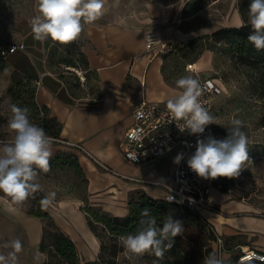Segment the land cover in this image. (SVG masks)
<instances>
[{"label": "crops", "instance_id": "obj_1", "mask_svg": "<svg viewBox=\"0 0 264 264\" xmlns=\"http://www.w3.org/2000/svg\"><path fill=\"white\" fill-rule=\"evenodd\" d=\"M122 1L107 0L109 11L93 23H85L80 37L65 45V49L75 48L82 55L81 64L74 59V63L66 62L67 57L61 63L54 61L53 42L34 39L30 20L37 14L35 0L25 7L29 10L24 13L28 18L15 41L9 44L0 41L4 47L24 44L23 49L0 60V91L25 80L35 85L36 103L46 107L48 116L61 123L59 138L64 142L52 140V156L59 152L75 155L87 180L89 204L113 216H126L130 202L139 195L162 199V188L150 182L170 181L167 160L135 165L120 155L118 144L132 123L134 105L141 98L167 101L179 91L175 84L178 78L189 75V71L208 70L212 59L208 50L198 58L193 57L191 46L177 50L183 41L193 38V31L181 30L180 11L174 5L144 0L137 6L122 7ZM148 33L170 47L164 52L159 47L146 50ZM194 63L199 64L198 68L193 67ZM8 135H13L8 125L0 123V136ZM222 180L229 185L231 178H218L215 184L221 189ZM213 192L212 200L220 207L216 205L217 212L204 211L202 215L228 244L222 256L235 258L237 247L248 245L238 240L243 235H249L252 246L264 251V218L254 213L256 208L247 202L228 201L222 192ZM0 200L24 224L30 243L38 246L42 221L27 215L1 195ZM53 203L47 212L55 224L73 241L79 256L85 257L83 261L95 260L100 241L79 209L80 200L65 198ZM232 238L233 243H227Z\"/></svg>", "mask_w": 264, "mask_h": 264}, {"label": "rangeland", "instance_id": "obj_2", "mask_svg": "<svg viewBox=\"0 0 264 264\" xmlns=\"http://www.w3.org/2000/svg\"><path fill=\"white\" fill-rule=\"evenodd\" d=\"M164 4H171L180 11L178 21H180L181 30L193 31V38L188 42L183 41L177 48L182 50L185 46H191L198 58L206 50L212 54L211 66L208 70L199 72L189 71V75L194 78H215L221 82V93L214 97L215 110L213 116L216 118L214 125V134L216 139H224L227 136L226 126L228 121L233 118H240L244 121L245 127L242 129L248 138V156L249 160L245 162L237 180L239 188L234 186L230 195L226 188L229 187L228 181L222 180V189L213 179L211 198L213 191L222 192L228 201H240L238 195L244 192L250 196L247 203L252 204L256 209L253 210L258 217L264 218V97L261 89L262 76L256 75L253 68L244 64V59L239 57L228 49L227 44L213 36L214 32L223 28L237 27L233 22V16L236 14L239 20L247 18L248 6L250 0H159ZM144 0H123L122 7L137 6ZM30 4V0H0V41L4 44L14 42L20 33V28L27 16L25 12L29 10L25 7ZM22 8L19 9V6ZM239 21V22H240ZM53 60L56 61L65 57V45L54 44L51 46ZM70 52L72 58L81 64L80 55L76 51ZM52 54V53H51ZM68 54V53H67ZM66 54V55H67ZM78 58L79 61H78ZM56 65V62L54 63ZM16 104L7 91H0V121L8 125L11 116V105ZM17 105V104H16ZM170 167V166H169ZM164 168V166L162 167ZM171 168V167H170ZM226 179V178H225ZM228 180V179H227ZM231 182V181H230ZM38 183L41 190L37 195L45 196L49 192H55V201L73 198L80 200L79 209L83 212L85 204H89L87 193V180L79 167L71 166L62 169L50 168L47 173L40 172ZM0 195L6 198L13 206L19 208L27 214V208L31 206L33 199L29 196L23 202H17L7 193L0 191ZM2 202V200H0ZM0 202V254L7 255L11 248H5L4 245L12 240L19 239L22 242V251L18 253V264H45L46 254L38 250V246L30 243L29 236L25 226L14 214L12 210H6ZM215 205L220 207L213 201ZM4 203V202H3ZM235 203V202H234ZM245 203V202H244ZM5 204V203H4ZM52 205H55L52 203ZM45 207V211L47 208ZM96 208L97 207L94 206ZM14 209V208H12ZM110 214V213H109ZM28 215V214H27ZM111 215V214H110ZM190 218H184V231L182 234L185 242V251H180V256L176 253L179 248L172 247L165 252L163 259H158L154 254L145 253L143 255L125 254L124 248L118 244V252L115 259L116 264H202L205 257V247L207 243L211 245L208 238V230L202 223L190 221ZM96 232L103 236L105 243H109L105 231L99 225H94ZM249 235H243L238 238L243 244L252 246L248 240ZM253 239V238H252ZM100 241V240H99ZM227 243H233V238ZM228 245V244H226ZM228 247V246H227ZM198 249L193 258L191 249ZM199 251L203 256H199ZM171 253H174L172 255ZM39 259H37V255ZM81 258V257H80ZM96 258V257H95ZM85 260V257L81 258ZM264 264V263H262Z\"/></svg>", "mask_w": 264, "mask_h": 264}, {"label": "clouds", "instance_id": "obj_3", "mask_svg": "<svg viewBox=\"0 0 264 264\" xmlns=\"http://www.w3.org/2000/svg\"><path fill=\"white\" fill-rule=\"evenodd\" d=\"M35 6L37 14L30 20L34 39L41 43L51 40L53 44L60 45L76 41L85 23L99 20L109 11L107 0H35ZM246 26L251 29L247 41L256 51H264V0H250L247 21L241 20L237 25L238 28ZM175 84L179 91L167 100L172 120L180 132L187 130L189 135L203 134L208 125L216 124V118L200 102L207 85L192 75L181 76ZM29 111L26 107L12 104L8 128L13 137L0 140V191L17 202H23L41 190L38 176L40 172L50 171L52 156V138L31 121ZM223 127L227 130L226 138L216 139L209 135L196 141L195 153L187 165L200 178L238 177L249 160V141L242 130L244 121L233 117ZM182 158V154H178L174 163L178 164ZM55 196V192L47 193L40 204L45 207L52 205ZM140 216L137 232L119 236L118 243L126 255L149 253L163 259L165 252L173 247L175 237L183 234V222L169 215L158 225L149 208L142 209ZM4 247L12 251L7 255L0 254V264H18L22 242L12 240ZM202 264H226V259L213 252L203 258Z\"/></svg>", "mask_w": 264, "mask_h": 264}, {"label": "built area", "instance_id": "obj_4", "mask_svg": "<svg viewBox=\"0 0 264 264\" xmlns=\"http://www.w3.org/2000/svg\"><path fill=\"white\" fill-rule=\"evenodd\" d=\"M145 46L148 51L154 47H159L160 51L164 52L170 47V44L156 41L148 33L145 35ZM23 48L24 44L21 42L10 47H4L0 44V60L5 59L15 50ZM187 69H189L188 65ZM198 80L207 85L200 102L213 115L215 110L214 97L221 93V86L212 78H200ZM131 117L132 123L127 127L118 144L122 159L135 165L167 160L171 167L170 181H152L150 183L157 184L162 188L164 194L162 199L166 202L186 207L199 215L201 221L206 224L209 233L213 235L211 241L213 251L222 256L227 251L225 240L202 215L204 211L217 212L218 210L211 198L214 180L198 177L187 165L188 159L195 153L197 139H205L209 135L215 138L214 125H208L205 132L200 135H189L187 130L180 132L176 122L172 120L173 117L167 108V101H148L145 98H141L134 105ZM12 137L13 135L0 136V140H11ZM51 138L54 141L64 142L59 137ZM74 145L80 147L77 144ZM178 154H182L183 158L177 164L174 163V160ZM132 179L146 182L142 178ZM237 180H240L239 176L231 178L227 188V193L230 195H232L234 186L240 187ZM238 197L242 202L250 200V196L245 192L239 194ZM225 259L226 264H232L233 258L231 256ZM234 259V264L264 262V251L249 245H239Z\"/></svg>", "mask_w": 264, "mask_h": 264}, {"label": "trees", "instance_id": "obj_5", "mask_svg": "<svg viewBox=\"0 0 264 264\" xmlns=\"http://www.w3.org/2000/svg\"><path fill=\"white\" fill-rule=\"evenodd\" d=\"M247 18L245 17V22ZM251 31L250 27H231L223 28L214 32L213 36L227 44L228 49L235 53L239 58L244 59V64L253 68L256 75L262 76L261 89L264 93V51H256L254 47L247 41V36ZM75 52V48H66L65 57L66 62L74 63L70 52ZM77 56L79 54L77 51ZM65 57L59 59L58 62L65 61ZM78 58V60L80 59ZM83 58V57H82ZM81 61V59H80ZM9 95L19 107L28 108L30 119L44 129L45 133L50 137H59L61 130V123L54 117L48 116V109L44 106H39L35 100V85L25 80L16 84L13 88L8 90ZM264 97V94H262ZM1 123V121H0ZM78 166L75 155L66 152H59L50 158V168L62 169L64 167ZM30 207L27 208L29 216L38 218L42 221V235L38 244V250L46 254L45 264H116L115 259L118 252V237L121 235L135 234L139 227L140 213L144 208L152 210V214L156 216L158 225L162 223L166 216H171L175 220L190 218V221L202 223L205 229L206 224L201 221L199 215L190 211L186 207L178 206L174 203H168L163 199H154L146 195H139L136 199L130 202L129 212L126 216H113L107 212L101 211L90 204H85L83 212L87 218L88 224L100 240V250L95 260L83 261L81 260L76 246L73 241L65 235L50 217L45 206L40 204L43 196L34 194ZM94 225L102 227L106 232L109 243H105L103 236L96 232ZM209 242L211 243L213 235L208 231ZM176 245L180 250L177 251V257L180 256V251H185V242H183L182 235L175 237L173 247ZM205 256L213 253L212 245L205 244ZM193 258L196 256L198 249H191ZM186 252V251H185ZM174 255V253H171ZM199 256L203 253L199 251ZM235 259L231 260L234 264ZM264 262H253L249 264H262Z\"/></svg>", "mask_w": 264, "mask_h": 264}, {"label": "bare ground", "instance_id": "obj_6", "mask_svg": "<svg viewBox=\"0 0 264 264\" xmlns=\"http://www.w3.org/2000/svg\"><path fill=\"white\" fill-rule=\"evenodd\" d=\"M239 21H240V20H239L238 16H237L236 14H234V16H233V22L237 23V25H238ZM198 65H199V64L194 63L193 67H194V68H198ZM188 67H189V69H192V68H191V64H189ZM215 81H216V80H215ZM217 82H218V81H217ZM218 83H220V82H218ZM220 84H221V83H220ZM221 85H222V84H221ZM245 206H246V205H245Z\"/></svg>", "mask_w": 264, "mask_h": 264}]
</instances>
